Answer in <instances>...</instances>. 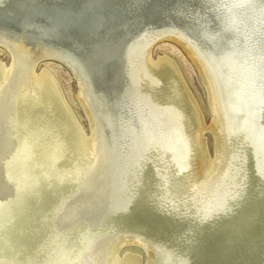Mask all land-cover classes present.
I'll list each match as a JSON object with an SVG mask.
<instances>
[{"label": "rangeland", "instance_id": "obj_1", "mask_svg": "<svg viewBox=\"0 0 264 264\" xmlns=\"http://www.w3.org/2000/svg\"><path fill=\"white\" fill-rule=\"evenodd\" d=\"M211 6H212L211 3H207V4L202 5V10L204 11V13L206 15L211 14V12H212ZM207 12H209V13L207 14ZM165 42L168 43L170 46L158 48L159 43L156 44L152 49V52L150 54V59L152 61H154V60H157L158 57H163V58H168L170 60V62H168V63H170L171 66H169L167 68L168 69L172 68L175 71H177V75L180 76L181 79L183 80V85L180 87L181 88V95L180 94L178 95V93H173V92L170 93L171 90L169 88V85L166 87V84L170 83L171 85H174L176 83L171 82L167 78H166V82L161 80L162 82L160 83L158 89H155V90L150 89V87L146 83L147 82L146 80H142L141 81L142 87H140L141 86V83H140L139 92L144 91V94L146 95L147 92L150 91V92H148L147 96L150 97V99L154 96V98H152L153 102H155L156 101L155 99L158 98L156 103L158 101H160L161 99L169 100V98H172L169 101H172V102L174 101L173 103H175V102L178 103L179 101H181L180 99L183 98L186 102V106H188L190 108V112H189L185 107V109L187 110L186 113L188 115V119L190 117H191V119L192 118L194 119L195 123H194L193 119H192V121L194 123V126L196 124L195 131H196V127H197V132H195V133H196V139H197L198 147L208 155V154H210V150H212L214 139H213V135L210 131H208L207 129H205V130L201 129V127L203 128V126L206 125V123L211 120L212 116L216 117L215 116L216 113H215L214 109H212V110L209 109V106L207 103V98L209 96L208 86H207L206 82L204 81V78H202V76L200 75L199 68H197V66H195L192 63V58L188 55V53L185 52V50H183L181 46H179L178 44H176L174 42H171V41H165ZM0 43H1V41H0ZM2 43H4V42H2ZM2 43L0 44V59H2L4 61H9V59H10L9 58L10 57L9 50L6 47L7 45L5 43H4L5 45L4 44L2 45ZM14 51H15V49H14ZM19 56L20 57H18V60H19L20 64L19 63L15 64L13 74H15L16 71L21 67L22 60H25L24 56H22V57H21V55H19ZM27 59H28V57H27ZM43 60L45 62H43ZM43 60H41V62L38 64L37 69H40L43 67L46 68V66L43 64L48 62L47 65L49 67H51L50 68L51 69L50 70L51 75H53V78L55 79V83H57V85H58V88L60 90L61 97H62L63 101L67 104L68 112H66V111L65 112H66L67 117L71 120L72 124L75 127L77 126L81 131L84 128V126L87 129H89V125H91V123L93 125V133L92 134H94V140L92 142L93 148L91 149L93 151L92 152L93 155L91 154L90 159L88 161L89 164H87L89 167L91 166L92 169L87 167V165L81 166L80 169L82 167L83 168L81 169L82 174L80 173L81 174L80 175L79 170H77L75 167L72 168L73 166L71 165L70 171H73L74 172L73 174H79L80 175L77 178L75 177L74 180H71L72 178L71 179L65 178V180H57L55 182L54 178H53L54 177L53 176L54 170L52 171L53 173L50 174L53 179L50 180L47 178V181H48L47 183L46 182L44 183L42 181H40V182L37 181V179H34L32 177V175H29L26 178L23 177L24 179L21 177L23 179V181H25V182H33V183H29L32 185V186H29V187H31V189H30L28 187L26 188L25 186L21 185V180L19 179V177H17V175H18V173H22V171H29L30 170L32 162H33L32 160L35 159V156H32L31 159H29L30 160L29 163L28 162L21 163L22 161L17 160V161H15L14 164H11V167H10V163H8V166H7V163L3 164L2 162H6V161H9L11 159L12 154H10V155L7 154L9 149H10L11 144L10 143L6 144V147H4L5 149L2 147L1 155H0V159L2 160V161L0 160V200L2 202L4 201L6 203L0 204V242L2 241L0 243V264H53V263L54 264L55 263L56 264H65V262H67L68 264H80V263L81 264H86V263L87 264H93L94 261H95L94 264H96V263L97 264H105V262H107V260H108L107 258L110 256V253L111 254L113 253V251L111 249L113 247L114 241L117 239V237L122 238L124 235L125 236L128 235L127 238H132L133 240L139 239L138 241L141 243V245L143 247V249H142L143 254H141L142 257H144V259H146L149 254H151V256L153 255L152 256V258L154 259V260L152 259V262L154 261L153 264H178L180 261H183V264H244L245 262H246L245 264H264V231H263L264 230V182L262 181V180H264V177H262V180H260L254 174L253 168L251 169V167H253L252 163H251V158H250V156H248L247 149H244V145L239 144V141L236 139H234V140L229 139V141L225 140V143H222L223 144L222 148L225 149V154L221 153V155L223 157L224 156L225 157H224V159L221 160L222 156L220 155V158L218 159V161L221 162L222 164L218 162L219 164L217 165V167L220 170H218L216 168L215 169L216 171L212 174V177L215 180L212 179V177H210L211 178L210 183L212 181L213 185H212V183L211 184L209 183V184H207V186H205V184H203L202 186H198L199 192H196L193 195V197H191L192 196L191 192L193 189H192V187L190 188L189 185L191 184V182H193L191 180L193 179L192 177L194 175L191 174V176H190L191 178L187 177V179H186L185 177H182L181 174H178V171L174 170L175 166L170 161V158H168V156L166 155V154H168V155L170 154L168 152L169 150L167 152H165V154H160V152L155 148H152L151 150L149 149L148 151L145 152V154L147 153V157L149 156L150 159L147 158L146 155L144 154V157L147 160L144 159V157L142 156L143 158L142 157L140 158L139 165L137 166V169L133 173L130 170L127 171L128 173L124 172V171H122L123 170L122 160L125 156H123L122 154L119 155L118 151L116 150V157H115L116 159H114V161H113V152H114V149H117L116 143L119 140H117V141H116V139L113 140L116 133L111 136V133H112L111 130L112 129L110 126H107V124H108L107 123L108 122L107 117H109V116L111 117V115H109L107 112H104L103 110H101L98 107L96 98H94L93 94L88 91L90 89L87 88L88 90H86L85 85L83 84V81L81 80V78L76 76V74L74 72H71L70 70H68L61 63V61L58 60V57L56 58V56L53 57V55H50V56H46ZM17 65H19V66H17ZM150 66L153 67L152 62H151ZM158 70H159V68H158ZM13 77L15 78V76L13 75L12 77H10L8 80H6L4 82V84L2 85V87L5 86L4 89L2 87H0V89H2V90H0V97H1L0 98V100H1L0 101V107H1L0 108V110H1L0 116L2 115L3 110L5 108H8V105L12 102V98L15 96V94L13 95V92H11L12 88H13L12 83L14 82ZM6 82H8L9 84ZM163 82H164V85H163ZM80 83H82V84H80ZM82 85H83V87H82ZM143 86H144V89H143ZM159 88H161V89H159ZM166 88H168V89H166ZM162 89H164L165 92H163ZM153 90L155 92L157 91V93L159 95L157 93H154ZM80 91L82 93H80ZM151 91H153V92H151ZM161 91L165 95L161 94L160 93ZM85 92L88 94H86ZM83 93H84V95H83ZM175 94L177 95V97ZM205 95H206V97H205ZM85 96H87L88 98ZM159 96H161V97L159 98ZM165 97H169V98H165ZM75 98L78 99L77 100L78 103H77ZM89 98H91V99H89ZM176 98L177 99L179 98V99L177 100ZM16 100H14L13 102H14V108H16L17 111L14 109L13 117L18 122L16 117L19 114V110H20L19 107L20 106H18V105H20V104L18 103V99H16ZM94 100L96 102V105H95ZM3 101H4V103H2ZM90 105H94L95 107L94 106L90 107ZM46 107H50V104H48ZM97 108H99V109H97ZM93 109H94V111H93ZM90 110H92V111H90ZM95 111H97L96 115H94ZM103 114H105V115H103ZM113 114H114V111H113ZM50 115H51L50 121L47 120L44 123H41V121H40V123L42 124L43 127L39 128L37 130H33V129L30 130V128H29L30 131H29L28 143L31 144L29 147V150L30 151L33 150L32 151L33 153H35L36 150L40 151V147H41L40 144L42 143V142H40V140H38V135L40 134V132L44 133L45 130H49V128L51 126H53L52 128H50V130L51 131L56 130L55 135L56 134L58 135L59 126H57V127H54V126H56V124L58 125L60 122L65 123V119L63 118L61 113L59 116L60 117L59 120L52 117L53 114L50 113ZM37 116H38L37 113H34V116L32 115L33 122L35 119V127L37 126L36 121L39 122ZM97 116H98V118H97ZM102 116L104 117L103 120H102ZM99 118H101L100 121H99ZM2 119H3V121L5 120V118H3V117H2ZM96 119H98V120H96ZM3 121H1L0 123H2ZM115 122L116 121L113 118V122H111V123H114V125H115ZM189 122L187 121L186 122L187 125H185V126L187 128V132H188V135L190 137L191 145H193L191 147L194 148V143L192 140L194 139L195 133H194V131H193V133H191V130H193V128H192L193 125H191L192 123L191 122L189 123ZM118 123L119 122L117 121L116 127H117ZM16 125H17V127L20 126L19 123H17ZM99 128L101 130H98ZM113 129H114L113 132H116L115 126L113 127ZM101 131H102V133H101ZM32 134H33V136H32ZM106 134L108 135V137ZM57 135H56V137H57ZM98 137H99V139H98ZM118 139H120V137ZM58 140L60 142L61 148H63V140H64L63 137L58 136ZM36 141H37V143H36ZM32 142H34V143L32 144ZM67 142H69V141H67ZM36 144H37V146H36ZM99 144H100V146H99L100 148L98 147ZM230 145L231 146L233 145V146L231 147ZM225 146H226V148H225ZM68 147H70V145H67V148ZM35 148H36V150H35ZM224 149L222 150V152H224ZM55 150H56V148H55ZM195 150L197 151V149H195ZM107 153H108V155H107ZM57 154L59 156L63 155L61 153V150H59ZM100 154H103L105 157L103 155H100ZM235 154H237V155H235ZM98 155H100V156H98ZM153 155H154V157H153ZM157 155H158V157H157ZM64 156H65V154H64ZM91 157H92V159H91ZM106 157H109V158H106ZM235 157H236V159H235ZM121 158H122V160H121ZM230 158H232V159H230ZM241 158H243V160L245 162ZM244 158H247V159H244ZM98 159H100V160H98ZM110 159H112V160L110 161ZM141 159H142V161H141ZM157 159H159V160H157ZM161 160L162 161L164 160V161L162 162ZM165 160L167 163L165 162ZM241 160L243 163L241 162ZM238 161H239L240 165H238L239 164ZM30 163H31V165H30ZM156 163H158V164H156ZM241 163L243 164V168L241 166ZM223 164H225L226 167H228V166L230 167L229 164H231L232 167L236 166L237 168H239V167L242 168V170H240V171L238 169H235V171L233 172V174H234L233 178L235 179V180L234 179L233 180L236 184L230 186L231 189L233 187H237V185L239 184V180H238L240 177L239 174H241L242 171H245V185L243 187L242 194L238 200L231 201L229 203V208H228L229 211L227 210L226 214H223L220 216L218 215L216 217L214 216L211 219H207V220H202V219L200 220V219H198V216L199 215L201 216L200 211L197 209L198 201H199L201 195L205 198L207 196H209L210 195L209 193H211L212 190L218 185V182H219L218 180L220 179V177L222 175V174L219 175L218 173H220L222 169L226 168L225 165L223 166ZM56 165L57 164H55V166ZM158 165H159V167H157ZM220 165H222V166H220ZM106 166H108V167H106ZM150 166H153V167H150ZM193 166H194V164H192V167ZM160 167H161V169H160ZM93 168H96L95 169L96 173H93V170H94ZM7 169L9 171H7ZM101 169H103L104 172ZM109 169L111 171H112V169H114L113 174L111 173V171ZM145 169H146L147 173H146ZM55 170L59 171L60 169L58 168ZM99 171H101V172H99ZM108 171H109V176H108ZM137 171L139 173H137ZM192 171L194 172V168ZM237 171H238V173H237ZM84 172H86V173H84ZM97 172H99V173H97ZM235 172L237 173V175H235ZM100 174H101V176H100ZM151 174L153 177H151ZM95 175H97V176H95ZM110 175H111L110 179H112V181L109 180ZM123 175H125L124 178H126L125 186L127 188V192H128V194H130L132 196V200L130 201L131 203L128 205L129 207H127L128 209L126 211L121 212V209L115 210V208H118L117 206H120V204H119L120 200H121V198H123L122 195H119V194H121L122 188L119 187L115 183V180L117 178V181H119L121 176L123 177ZM131 175H133V177H131ZM155 175L157 176V179H156ZM216 175H218V176H216ZM106 176H108V177H106ZM127 176H128V178H127ZM176 176H178L179 178ZM64 177H66V176H64ZM144 177H145V179H144ZM100 178L103 180H101ZM104 178H106L108 181ZM8 179H11V180L13 179L12 182H13V185H15L13 187H15V188H12V189H10L9 187L6 188V183H7ZM166 179H167V181H165ZM172 179H174V180H172ZM95 180H97L96 183H95ZM175 180L177 181L176 183H175ZM70 181L72 183H70ZM142 181H143L144 185L140 184V183H142ZM183 181H186V182L183 183ZM37 182H39V183H37ZM81 182H83V183H81ZM86 184H88V185H86ZM166 184H168V185H166ZM171 184H172V186H171ZM183 185H184V187H183ZM209 185H212V186L209 187ZM136 186H138V187H136ZM173 186H175V187H173ZM51 187H53V188H51ZM181 187H183L184 190ZM138 188H140V189H138ZM23 189H24V191H23ZM117 189L118 190L120 189L121 191L120 190L118 191ZM182 190L184 192L185 191L186 192L184 193V192H182ZM11 191H13V192H11ZM41 191H42V193H41ZM80 191H81V193H80ZM87 192H89V193H87ZM82 193H83V195H82ZM102 193H104V194H102ZM101 195H102V197H100ZM179 195L181 196V198ZM59 196H61L62 198ZM178 196H179V198H178ZM247 196H249V198ZM26 197H28V198L26 199ZM64 197H66V198H64ZM244 198L247 200H245ZM21 199H22V201H21ZM66 199L69 201L71 200V203L68 202ZM98 199H101L102 201L101 200L98 201ZM80 200H82V201H80ZM96 201L99 203H97ZM21 202H23V203H21ZM66 202H67V204H69V203L70 204L67 205ZM101 202H103V203H101ZM61 203H63V204L61 205ZM90 203L91 204H97V205L92 206ZM200 203H201V201H200ZM200 203H199V205H200ZM80 204H81V206H80ZM108 204H109V206H108ZM59 206H61V207H59ZM71 206H72V208H71ZM201 206H202V204H201ZM231 206H233V207H231ZM78 207H79V209H77ZM94 207H95V209H94ZM131 207L133 210L135 209L133 212L130 211ZM90 208H92V209H90ZM72 209H73V211H72ZM98 209H99V211H98ZM64 210H66V211H64ZM80 210H81V212H80ZM231 210H232V213H231ZM63 211H64V213H62ZM75 211H76V213H74ZM234 211H235V213H234ZM69 213L75 214V217L73 216L74 220L71 219L73 217H71L72 215L70 216ZM115 213H116V215H115ZM120 214H122V215L120 216ZM123 214H125L126 216ZM237 215H239V216L237 217ZM58 216H59V218H58ZM118 216H120V217H118ZM52 217H54V218H52ZM116 217H118V218H116ZM124 217L125 218L127 217L126 219L128 221L126 219H124ZM128 217H129V219H128ZM232 217H233V219H232ZM66 218L68 221H66V223H65ZM77 218H79V220H80V221L78 220L79 222L76 221ZM85 219L87 222L85 221ZM120 219H121V221H120ZM55 220H56V222H55ZM195 220H197V221H195ZM209 220H210V222H209ZM122 222L125 224L129 223L128 225H130V227L128 225L123 224ZM206 222H209V223H206ZM58 223L60 226H58ZM73 223L78 224V225H74L75 226L74 227V226H72ZM105 223H107V225H105ZM215 223L218 225H216ZM62 224H63V226H62ZM69 224H72V225H69ZM88 224H90V225H88ZM201 224H204V225H201ZM118 225H119V227H116ZM222 225L225 228H223ZM77 226H78V228H77ZM111 226H112V228H111ZM122 226H124V227H122ZM208 226H210V227H208ZM216 226H218V227H216ZM226 226L228 227L227 229H226ZM103 227H104V229H103ZM59 228H60V230H59ZM105 228H108L109 230H107ZM116 228H117V230H116ZM229 228H231L232 230H230ZM67 229H68V231H67ZM111 229H113L112 233H111ZM249 229L250 230L252 229L251 230L252 232L248 231ZM72 231H73V233H72ZM125 231H126V233H124ZM85 232H86V236L88 237V239L85 236ZM77 233H79V234H77ZM103 233H104V235H103ZM129 233L131 235H129ZM72 234L74 235L73 237H72ZM66 235H69L70 237L66 236ZM101 235L106 237V238H104V237L102 238ZM111 235L113 236V238ZM56 237H57V239H56ZM77 237H79V240ZM242 238L245 241H247V245H244L245 241ZM61 239H63V240H61ZM54 241H55V243H54ZM111 241H112V243H111ZM124 241L126 242V240H124ZM65 242L67 243L68 246L66 245ZM68 242H69V244H68ZM80 242H82V243H80ZM148 242H150L151 244ZM239 242H240V244H239ZM94 243L96 244V246H93V245H95ZM153 243H155V244L153 245ZM77 244H79V245H77ZM89 245H90V247H89ZM100 245H101V247H100ZM3 246H5V247H3ZM60 246L63 248L61 249ZM75 247H76V249H75ZM125 247H127L126 251L130 250L128 248V246L125 245ZM36 248H39V249H36ZM42 248H44V249H42ZM54 248L58 249V250L56 251ZM103 249H105V250H103ZM239 249H241V250H239ZM84 250H86V251H84ZM88 250L89 251L91 250L90 251L91 254L89 253ZM108 250H111L112 252L108 251ZM6 252H8V253H6ZM63 252H65V253H63ZM67 252L70 254L68 258H67V256H68ZM122 252H119V254ZM125 252H123L122 254H124ZM243 252H244V254H243ZM83 253L85 256L83 255ZM165 253L167 255H169V254L170 255L167 257V255H165ZM122 254H120V255H122ZM155 254H156V256H155ZM176 254L180 255L181 258H180V256H178ZM25 255H26V257H25ZM60 255H61V257H59ZM88 255H90L91 258L88 257ZM174 255H175V257H174ZM216 255H217V257H216ZM235 255H236V257H235ZM245 255H247V256H245ZM45 256L48 257V259ZM70 256H71V258H70ZM170 256H172V257H170ZM244 256H245V258H244ZM254 256H256V257H254ZM81 257H84V258H81ZM166 257L168 258V263H166L164 261V259ZM179 258H180V260H179ZM239 258H241V259H239ZM254 258H256V260ZM160 259H161V262H160ZM245 259H247V260H245ZM22 260H25V261H22ZM216 260H218V261H216ZM233 260L234 261L236 260V261L234 262ZM97 261H99V262H97ZM227 261H229V262H227ZM232 261H233V263H231Z\"/></svg>", "mask_w": 264, "mask_h": 264}, {"label": "bare ground", "instance_id": "obj_2", "mask_svg": "<svg viewBox=\"0 0 264 264\" xmlns=\"http://www.w3.org/2000/svg\"><path fill=\"white\" fill-rule=\"evenodd\" d=\"M220 1L222 2V0H218V2H220ZM255 2H256V0H227V3H224V5L226 6V10L229 9V8H232V11H233L232 13H234V15H235V12L237 11L236 14L239 13L240 14L239 17L243 18V23H241V24H240L237 16H235L236 19L233 18L230 21L229 29H228L229 32H230V36L227 37V41L229 43V47L228 48L230 49V51H229L230 54L229 55L227 54V59H225V56H220L218 58H215L213 56V53L211 54V52H210V50H208V48H206L205 46L204 47L201 46L197 40H194V39L192 40L191 36H187L184 32H180L181 30L180 31H176L177 28L175 29V28H170V26H163L161 29L158 28L155 31H148V32H146V34L142 35V37L140 39L138 38L137 42H139V41H141L143 39H148L149 41H151L153 43L148 48V50H146V54H145V56L143 58L144 61H143L142 67H138L137 66V67L134 68V70L132 72V79L134 80V83H135L133 88L132 87H128L126 92H125V94L123 95V97L120 96V98H119V93H117V96H116L117 98L116 97L114 98V99H116L115 101L114 100H106L102 105H100L102 102L99 100V97L97 96V94L92 91V93L94 94L93 95L94 98H96L98 107L101 110H103L104 112H107L109 115H111V117L110 116L107 117V121H108L107 122L108 123L107 126H110L111 129H112L111 130L112 131L111 136L116 133L114 138H113V140H115V139H116V141L119 140L116 143L117 146L115 145L117 147V149H114L113 161H114V159H116L115 158L116 157V150L118 151L119 155H121V154L123 156L126 155L125 157L127 158V164L126 165L123 164V169L125 170L124 172H127V171L130 170L133 173L137 169V166L139 165L140 158L142 156L144 157L145 152L148 151L149 149L151 150L152 148H155V149H157L160 152V154H165V152H167L169 150L168 152L170 154L169 155L166 154V155L168 156V158H170V161L175 166L174 170L175 171L177 170L178 174H181V176L185 177L186 179H187V177L191 178L190 177L191 174H193L195 176V177L194 176L192 177L193 179L191 181H193V182H191V184L189 185V187L190 188L192 187V189H193L192 192H191L192 196L190 194L189 195L191 197H193V195L196 192H199L198 186H202L203 184H205V186H207V184L210 183V179H211L210 177H212V174L216 171L215 169L216 168L218 169L217 165L219 163H221V162L218 161V159L220 158L221 153L225 154V149L222 148V145H223L222 143H225V140L229 141V139H233V140L236 139V140L239 141V144L244 145V149H247L248 156H250L251 163H252V166H253V167H251V169L253 168L254 174L257 175L258 179L262 180V177H264V121L259 122L258 126L254 125L253 121L256 118L263 116V114H264V7H262V6H254L253 3H255ZM208 13L209 12H207V14ZM181 15H184V17H186V16L189 15V12L188 11H186V12L182 11ZM182 38L188 40V42H186ZM24 40H25V38L23 39V36L12 38V36H10L7 32H5L4 30L0 29V41H1V43L4 42L7 45L6 47L9 50V55H10L9 61H4V60L0 59V87H2L4 82L6 80H8L10 77H12L13 75L15 76V78L13 77L14 78V82L12 81L13 82L12 83L13 84L12 91L10 90L11 92H13V95L15 94V96L14 97L12 96L13 97L12 98V102L8 105V108H5L3 110V112H2L3 116L2 115L1 116L3 118H5V120L3 121L2 117L0 116V122L3 121L2 123H0V155H1L2 147L4 148V147H6V144L10 143L11 146H10V149H9L7 154H9V155L12 154V157H11V159L9 161L2 162L3 164L7 163V166H8V163H10V167H11V164H14L15 161H17V160L22 161L21 163H23V162H28L29 163L30 162L29 159H31L32 156H35V159L32 160L33 161L32 165L30 163V165H31V168L29 167L30 170L29 171H22V173H18V175H17V177H19V179L21 180V185L25 186L26 188L28 187V188L31 189V187H29V186H32V185L29 184V183H33V182H25V181H23V179L28 177L29 175H32V177L34 179H37V181H39V182L42 181L44 183L48 182L47 178L50 179V180H52L54 178V181L56 182L57 180H65V178H69V179L72 178L71 180H74L75 177L77 178L78 176H80L82 174L81 173V169L83 168L82 167L80 169V167L89 164L88 161H89L90 156H91V154L93 152L91 149L93 148L92 147V142L94 140V134H92L93 133V125H92V123H91V125H89V129H87L84 126V128L81 131L77 126L75 127L72 124L71 120L67 117V115H66V112H68L67 104L63 101V99L61 97L60 90L58 88V85H57V83H55V79L53 78V75H51V71H50L51 67H49L47 65L48 62L43 64V65L46 66V68L43 67V68L37 69L38 64L46 56L53 55V57L56 56V58L57 57L58 58H63L64 55L61 53V51L59 49H56L55 47H51V46H48V45L47 46H41V43L32 44V43H29V42H25ZM165 41H171V42L177 43L178 45H180L183 48V50H185V52L188 53V55L192 58V63L195 66H197V68H199L200 75L202 76V78H204V81L206 82V84L208 86L209 96L207 98V103H208L209 109H211V110L214 109V111L216 113V115H215L216 117L212 116L211 120L210 121L208 120L209 122H207L206 125L203 126V128L201 127V129H204V130L207 129L213 135V139H214L213 140V146H212V150H210V154H208V155L198 147L197 139H196V133H195V132H197V127H196V131H195L196 124L194 126L195 121H194L193 118L192 119H193L194 123H193L191 117L188 119V115H187L186 111L188 110L190 112V108L188 106H186V102L181 96L180 97L182 99H180L181 101H179L178 103H176V102L173 103L174 101L173 102L169 101L170 99H172V98H169V97H165V98H169V100L161 99L162 101L160 100V101H158L156 103L158 98L155 99L156 101L154 100L155 102H153L152 98H154V96L152 95L153 97L151 99H150V97L147 96L148 92H150V91H148L146 95L144 94V91L143 92H139V89H140L139 85H140L142 80H146L147 81L146 83L148 84L150 89H154L155 90V89H158L160 83L162 82L161 80L166 82V78H167L171 82L176 83L174 85H171L169 82H168L169 84H166V87L169 85V88L171 90V91L169 90L170 93L173 92V93H178V95L179 94L181 95V88L180 87L183 85V80L181 79L180 76L177 75V71H175L172 68H170V69L167 68V67L171 66L170 63H168V62H170V60L168 58H163V57H158V59L154 60V61H152L150 59V54L152 52L153 47L156 44L159 43L158 48H161V47L163 48V47H169L170 46ZM4 43H2V45ZM26 44H28L29 46L34 47V50H32ZM14 49H15V51H14ZM35 50H38L40 52L38 54V56H36V58H34L35 57V53L34 52H36ZM19 55H21V57L24 56L25 60H22L20 71L17 73V71L19 70L17 68L18 70L16 71L15 74H13L15 64L19 63V60H18V57H20ZM27 57H28V59H27ZM43 62H45V61L43 60ZM66 62H68V61H66ZM151 62H152V66L153 67L150 66ZM72 64L70 63V65L69 64H67V65L73 70L72 72H74L75 63H73V61H72ZM17 66H19V65H17ZM219 67L221 68V70H219ZM158 68H159V70H158ZM78 71L83 76L82 71L80 69H78ZM19 76H20V78H17ZM215 78H216V80H215ZM82 81H83V84L85 85L86 90H88L90 87H93L86 80H84L83 77H82ZM6 83H8V82H6ZM80 84H82V83H80ZM163 85H164V82H163ZM4 87H2V88L4 89ZM82 87H83V85H82ZM140 87H142V83H141ZM93 89H94V87H93ZM143 89H144V86H143ZM159 89H161V88H159ZM166 89H168V88H166ZM0 90H2V89H0ZM162 90H163V92H165L164 89H162ZM88 91L90 92V90H88ZM153 91H151V92H153ZM163 92L161 91L160 93L163 94ZM80 93H82V92L80 91ZM154 93H157V91L156 92L154 91ZM86 94H88V93H86ZM83 95H84V93H83ZM163 95H165V94H163ZM85 97H87V96H85ZM160 97L161 96H159V98ZM176 97H177V95H176ZM205 97H206V95H205ZM16 99H18V103L20 104V105H18V106H20L19 107L20 110L18 109L19 110V114L16 117L18 122L13 117L14 109L16 110V108H14V102L13 101L16 100ZM75 99H76V101L78 100L77 98H75ZM89 99H91V98H89ZM94 102H95V100H94ZM2 103H4V101ZM77 103H78V101H77ZM48 104H50V107H46ZM95 105H96V102H95ZM91 106H94V105H90V107ZM110 107H112V109ZM185 107H186L187 110L185 109ZM99 108H97V109H99ZM90 111H92V110H90ZM93 111H94V109H93ZM113 111H114V114H113ZM96 112L97 111H95L94 115H96ZM34 113H37V115H38L37 118L39 120V122L36 121V124H37L36 127H35V119H34V122H33V118H32V115L34 116ZM50 113L53 114L52 117H54L57 120H59V118H60L59 116H60V113H61L63 118L65 119V123L60 122L58 125L56 124V126H54V127L59 126L58 135L56 134L57 137L55 135V131L56 130H53V131L50 130V128L53 127L51 125H50L51 127L49 128V130H45L44 133L40 132L39 135L37 134L38 135V140H40V142H42V143L40 144V146H41L40 147V151L36 150V148H35L36 152L33 153L32 152L33 150L32 151L29 150V147L31 145V144L28 143L29 131L32 130V129L33 130H37V129L43 127L41 123H44L47 120L50 121V116H51ZM227 114L230 116L229 120L226 117ZM103 115H105V114H103ZM97 118H98V116H97ZM103 118L104 117L102 116V120H103ZM113 118L115 119L116 122L117 121L119 122L117 124V127H116V122H115V125H114V123H111V122H113ZM100 119L101 118H99V121H100ZM96 120H98V119H96ZM40 121H41V123H40ZM187 121L188 122L190 121L192 123L191 125H193V127H192L193 130H191V133H193V131L195 133L194 139L192 140L193 143H194V148L191 147L193 145H191L190 137L188 135L187 128L185 126V125H187V123H186ZM17 123H19V125H20V126L18 125L19 127H17V125H16ZM112 126L113 127L115 126L116 132H113L114 129H113ZM120 126H121V128H120ZM29 128H30V130H29ZM98 130H101V129L99 128ZM120 130H121L122 133H120ZM102 131H101V133H102ZM119 135H121V136H119ZM32 136H33V134H32ZM58 136H62L63 139H64L63 140V148H61V146H60V142L58 140ZM107 137H108V135H107ZM119 137H120L121 140L118 139ZM98 139H99V137H98ZM67 141H69V142H67ZM33 143L34 142H32V144ZM36 143H37V141H36ZM67 145H70V147L67 148ZM36 146H37V144H36ZM99 146H100V144L98 145V147ZM226 146H225V148H226ZM55 148H56V150H55ZM195 149H197V151ZM223 149H224V152H222ZM59 150H61V153L63 154L62 156H59L57 154ZM185 152H187L186 153V158H185V160H183V154ZM108 153H107V155H108ZM64 154H65V156H64ZM100 155H103V154H100ZM100 155H98V156H100ZM145 155L147 157V153ZM235 155H237V154H235ZM153 157H154V155H153ZM157 157H158V155H157ZM224 157L222 156L221 160L224 159ZM236 157H235V159H236ZM106 158H109V157H106ZM147 158L150 159L149 156ZM91 159H92V157H91ZM144 159H146V158L144 157ZM230 159H232V158H230ZM241 159L243 160V158H241ZM244 159H247V158H244ZM98 160H100V159H98ZM111 160L112 159H110V161ZM121 160H122V158H121ZM157 160H159V159H157ZM166 160H165V162H166ZM242 160H241V162H242ZM141 161H142V159H141ZM238 163H239V161H238ZM242 163H241V166L243 168V164ZM55 164H57V165L55 166ZM156 164H158V163H156ZM192 164H194L193 167H192ZM71 165L73 166L72 168L75 167L77 170H79V174L80 173L81 174L80 175L79 174H73L74 172L70 171V166ZM224 165L225 164H223V166ZM229 165H230V167L229 166L226 167V165H225V167H226V168L224 167L225 169H222L220 167L222 165L219 166L222 170H221V172L219 171L220 173H218V174L219 175L222 174V175H221L220 179L218 180L219 181L218 185L217 186L215 185L216 187L212 190L211 193H209L210 195L207 196L206 198L201 195V197H200V199L198 201V205H197L198 206L197 209L201 213V216L199 215L198 219L207 220L210 217H214V216L216 217L218 215L220 216V214H222L223 212H226L228 210L229 203L231 201H235V200H238L240 198V196L242 194L243 187L245 185V171H242L241 174H239L240 175V177L238 179L239 180V184L237 185V187H233L231 189L230 186L236 184L234 182L235 179L233 178L234 177L233 172L235 171V169H238L240 171V170H242V168L241 167L237 168L236 166L232 167L231 164H229ZM238 165H240V163ZM87 167H89V166L87 165ZM106 167H108V166H106ZM150 167H153V166H150ZM157 167H159V165ZM58 168L61 171L60 170L59 171L55 170V169H58ZM89 168L92 169L91 166ZM193 168H194V172L192 171ZM93 169H94L93 173H96V171H95L96 168H93ZM103 169H101V170L104 172ZM160 169H161V167H160ZM53 170H54V174H53L54 177L52 178L50 174L53 173L52 172ZM113 170L114 169H112V171L110 170L112 174H113ZM218 170H220V169H218ZM7 171H9V170L7 169ZM145 171H146V169H145ZM99 172H101V171H99ZM99 172H97V173H99ZM84 173H86V172H84ZM137 173H139V172L137 171ZM146 173H147V171H146ZM237 173H238V171H237ZM237 173L235 172V175H237ZM64 176H66V177H64ZM95 176H97V175H95ZM100 176H101V174H100ZM108 176H109V171H108ZM108 176H106V177H108ZM216 176H218V175H216ZM21 177L22 178L24 177V178L22 179ZM124 177H125V175H123V177L121 176L120 180L118 179L119 181H117V178L115 180V183L119 187L122 188L121 189L122 191L119 189L121 191V194H119V195H122V197H123L120 200V203H119L120 206H117L118 208H115V210L121 209L122 207L126 206L128 202L131 203L130 201L132 200V196L130 194H128V192H127V188L125 186L126 178H124ZM131 177H133V175H131ZM151 177H153L152 174H151ZM176 177H178V176H176ZM110 178H111V175L109 177V180L112 181V179H110ZM127 178H128V176H127ZM104 179H106V178H104ZM144 179H145V177H144ZM156 179H157V176H156ZM212 179H214V178L212 177ZM97 180H95V183H96ZM101 180H103V179H101ZM172 180H174V179H172ZM12 181H13V179L12 180L11 179L7 180L6 188H8V187L10 189L15 188V187H13L15 185H13ZM165 181H167V179ZM186 181H183V183L186 182ZM39 182H37V183H39ZM176 182L177 181L175 180V183ZM70 183H72V182L70 181ZM81 183H83V182H81ZM211 183H212V181H211ZM140 184H143V181ZM86 185H88V184H86ZM166 185H168V184H166ZM212 185H213V183H212ZM212 185H209V187L212 186ZM171 186H172V184H171ZM136 187H138V186H136ZM173 187H175V186H173ZM183 187H184V185H183ZM183 187H181V188H183ZM51 188H53V187H51ZM138 189H140V188H138ZM183 190H184V188H183ZM183 190H182V192H184ZM23 191H24V189H23ZM11 192H13V191H11ZM41 193H42V191H41ZM80 193H81V191H80ZM87 193H89V192H87ZM102 194H104V193H102ZM82 195H83V193H82ZM61 196H59V197H61ZM179 196H178V198H179ZM28 197H26V199ZM100 197H102V195ZM247 197L249 198V196H247ZM64 198H66V197H64ZM180 198H181V196H180ZM100 200L101 199H98V201H100ZM245 200H247V199H245ZM21 201H22V199H21ZM67 201L71 203V200L70 201L67 200ZM80 201H82V200H80ZM200 201H201V203H200ZM2 203L5 204L6 202H4V201L2 202L0 200V204H2ZM21 203H23V202H21ZM97 203H99V202H97ZM101 203H103V202H101ZM199 203H200V205H199ZM62 204L63 203H61V205ZM66 204H67V202H66ZM69 204H67V205H69ZM201 204H202V206H201ZM91 205L93 206V205H97V204H91ZM80 206H81V204H80ZM108 206H109V204H108ZM59 207H61V206H59ZM132 207H131V210H130L131 212H133L135 210V209L133 210ZM231 207H233V206H231ZM71 208H72V206H71ZM77 209H79V207ZM90 209H92V208H90ZM94 209H95V207H94ZM66 210H64V211H66ZM64 211L62 213H64ZM72 211H73V209H72ZM98 211H99V209H98ZM80 212H81V210H80ZM74 213H76V211ZM231 213H232V210H231ZM234 213H235V211H234ZM115 215H116V213H115ZM121 215L122 214H120V216ZM123 215H125V214H123ZM70 216L71 217H73V216L75 217V214H70ZM120 216H118V217H120ZM238 216L239 215H237V217ZM74 217L71 218V219L74 220ZM118 217H116V218H118ZM52 218H54V217H52ZM58 218H59V216H58ZM126 218L124 217V219H126ZM128 219H129V217H128ZM232 219H233V217H232ZM78 220H79V218H77L76 221H78ZM197 220H195V221H197ZM66 221H68L67 218L65 220V223H66ZM85 221H86V219H85ZM120 221H121V219H120ZM55 222H56V220H55ZM209 222H210V220H209ZM209 222H206V223H209ZM59 223H58V226H60ZM123 224H125V223H123ZM128 224L129 223H126L125 225H128ZM69 225H72V224H69ZM74 225H78V224L73 223L72 226H74ZM88 225H90V224H88ZM105 225H107V223H105ZM201 225H204V224H201ZM216 225H218V224H216ZM62 226H63V224H62ZM128 226L130 227V225H128ZM104 227H103V229H104ZM116 227H119V225L116 226ZM122 227H124V226H122ZM208 227H210V226H208ZM216 227H218V226H216ZM60 228H59V230H60ZM77 228H78V226H77ZM111 228H112V226H111ZM223 228H225V227L223 226ZM227 228L228 227L226 226V229ZM231 228H229V229L232 230ZM105 229L109 230L108 228H105ZM112 230L113 229H111V233H112ZM116 230H117V228H116ZM251 230L249 229L248 231H251ZM67 231H68V229H67ZM72 233H73V231H72ZM124 233H126V231ZM77 234H79V233H77ZM103 235H104V233H103ZM129 235H131V234L129 233ZM66 236H69V235H66ZM73 236L74 235L72 234V237ZM85 236H86V232H85ZM101 237L103 238L104 236L101 235ZM127 237H128V235L127 236L124 235L122 238L117 237V239L114 241L113 247L111 246L112 247L111 250L113 251V253L112 254L110 253V256L107 258L108 260H107V262H105V264L106 263L107 264H153L154 263V261L152 262V259H153L152 256L153 255L151 256V254H149L146 259H144V257H142L141 254H143V250H142L143 247H142L141 243L138 241L139 239H135L134 238L135 240H133L132 238H127ZM77 238L79 240V237H77ZM86 238L88 239L87 236H86ZM104 238H106V237H104ZM112 238H113V236H112ZM56 239H57V237H56ZM61 240H63V239H61ZM124 240H126V242ZM54 243H55V241H54ZM80 243H82V242H80ZM111 243H112V241H111ZM148 243H150V242H148ZM68 244H69V242H68ZM154 244L155 243H153V245ZM239 244H240V242H239ZM66 245H67V243H66ZM77 245H79V244H77ZM125 245L128 246V248L130 250L126 251L127 247H125ZM244 245H247V241H245ZM93 246H96V244L93 245ZM3 247H5V246H3ZM89 247H90V245H89ZM100 247H101V245H100ZM62 248L63 247H61V249ZM36 249H39V248H36ZM42 249H44V248H42ZM75 249H76V247H75ZM119 249L120 250L122 249V250L120 251ZM55 250L57 251L58 249H55ZM103 250H105V249H103ZM111 250H108V251H111ZM239 250H241V249H239ZM84 251H86V250H84ZM90 251H89V253L91 254ZM122 251L123 252L126 251V252L124 254H122L123 253ZM119 252H122V253H120L122 255H120ZM6 253H8V252H6ZM63 253H65V252H63ZM243 254H244V252H243ZM69 255L70 254L68 253L67 258L69 257ZM83 255H84V253H83ZM165 255H167V254L165 253ZM169 255H167V257ZM176 255H178V254H176ZM155 256H156V254H155ZM178 256H180V255H178ZM245 256H247V255H245ZM245 256H244V258H245ZM25 257H26V255H25ZM59 257H61V255ZM88 257H90V255H88ZM167 257L164 259V261L166 263H168V258ZM170 257H172V256H170ZM174 257H175V255H174ZM216 257H217V255H216ZM235 257H236V255H235ZM254 257H256V256H254ZM46 258L48 259V257H46ZM70 258H71V256H70ZM81 258H84V257H81ZM180 258H181V256H180ZM180 258H179V260H180ZM239 259H241V258H239ZM254 259L256 260V258H254ZM245 260H247V259H245ZM22 261H25V260H22ZM216 261H218V260H216ZM229 261H227V262H229ZM233 261L231 263H233ZM97 262H99V261H97ZM160 262H161V259H160ZM94 263H95V261H94ZM65 264H68V263L65 262ZM178 264H183V261H180Z\"/></svg>", "mask_w": 264, "mask_h": 264}, {"label": "water", "instance_id": "obj_3", "mask_svg": "<svg viewBox=\"0 0 264 264\" xmlns=\"http://www.w3.org/2000/svg\"><path fill=\"white\" fill-rule=\"evenodd\" d=\"M207 3L212 4L210 15L202 10ZM224 3L227 0H0V29L12 38L23 36L25 42L59 49L64 57L58 60L71 72L67 64L75 63L74 73L94 87L90 92L97 94L102 105L106 100L115 101L117 93L123 97L128 87H134L132 72L142 67L146 50L153 43L148 39L137 41L148 31L163 26L177 28L208 48L215 58L227 59L230 21L237 16L241 24L243 18L237 11L234 15L232 8L226 10ZM253 5L264 7V0H256ZM182 11L189 15L184 17ZM35 51L34 58L40 53ZM226 117L230 119L228 114ZM262 121L264 114L253 123L258 126ZM122 163L127 164L126 157ZM129 204L121 211H126Z\"/></svg>", "mask_w": 264, "mask_h": 264}]
</instances>
